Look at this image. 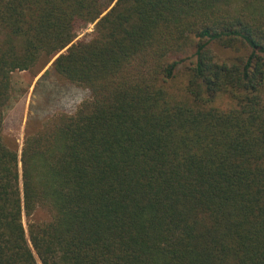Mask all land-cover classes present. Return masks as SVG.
Returning a JSON list of instances; mask_svg holds the SVG:
<instances>
[{
  "label": "trees",
  "instance_id": "obj_1",
  "mask_svg": "<svg viewBox=\"0 0 264 264\" xmlns=\"http://www.w3.org/2000/svg\"><path fill=\"white\" fill-rule=\"evenodd\" d=\"M49 64L90 95L19 154L12 73ZM0 264H264V0H0Z\"/></svg>",
  "mask_w": 264,
  "mask_h": 264
},
{
  "label": "rangeland",
  "instance_id": "obj_2",
  "mask_svg": "<svg viewBox=\"0 0 264 264\" xmlns=\"http://www.w3.org/2000/svg\"><path fill=\"white\" fill-rule=\"evenodd\" d=\"M93 30L94 23L88 24L78 32L77 39ZM213 49L222 59L234 54L233 50L217 45H213ZM50 64L38 74L30 70H16L12 73V96L4 108V131L18 144L19 154L22 151L27 124H33L35 121L61 112L74 113L82 100L90 95L89 89L64 78L54 74L43 76ZM185 70L184 65L181 66L176 78L169 82L168 86L172 91L185 94L187 80ZM216 103L227 108L233 105V100L228 94L223 93ZM20 184L22 185L21 179ZM46 214L39 209L36 217L43 219ZM23 221L27 229L28 218L25 214Z\"/></svg>",
  "mask_w": 264,
  "mask_h": 264
},
{
  "label": "water",
  "instance_id": "obj_3",
  "mask_svg": "<svg viewBox=\"0 0 264 264\" xmlns=\"http://www.w3.org/2000/svg\"><path fill=\"white\" fill-rule=\"evenodd\" d=\"M64 50H65V49H64ZM61 52H62V51H61ZM58 55H59V54H58ZM58 55H57V56H58ZM57 56H56V57H57ZM56 57H55V58H56Z\"/></svg>",
  "mask_w": 264,
  "mask_h": 264
}]
</instances>
